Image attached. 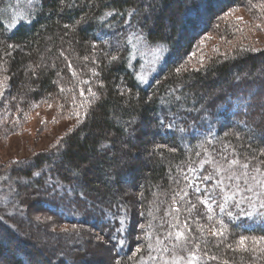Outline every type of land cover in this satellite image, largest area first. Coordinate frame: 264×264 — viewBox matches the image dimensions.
I'll list each match as a JSON object with an SVG mask.
<instances>
[{
  "label": "trees",
  "instance_id": "trees-1",
  "mask_svg": "<svg viewBox=\"0 0 264 264\" xmlns=\"http://www.w3.org/2000/svg\"><path fill=\"white\" fill-rule=\"evenodd\" d=\"M258 1L0 0V73L7 78L4 84L14 86L0 102L7 97L16 101L2 118L22 120L27 109L44 101L57 104V114L73 121L59 151L10 169L8 179L0 181L2 237L20 236L8 242L13 254L5 264L32 261L25 256L33 250L22 249L23 231L32 247L57 248L62 260L53 264H74L78 258L75 235H60L72 243L63 246L33 220L26 224L29 212L23 207L30 196L39 197L42 209L66 225L101 231L115 246L111 264H170L190 250L199 257L196 264H264L259 251L264 248V195L250 193L252 202L242 205L251 216L237 214L231 200L225 205L231 218L213 204L210 221L195 192L199 186V196L223 203L216 187L220 180L228 195L236 183L264 192L256 184L264 182V51L244 47L243 41L241 50L211 58L203 69L183 68L197 37L218 31L231 40L235 29L229 14ZM138 45L163 49L147 80L141 79L144 61ZM232 159L247 161L249 168H229ZM245 171L247 185L241 175ZM209 174L210 181L202 180ZM229 175L241 179H226ZM128 181L129 190L124 188ZM184 192L188 195L181 200ZM174 215L192 228L186 248L173 249L164 240L167 231H174L168 223ZM200 225L203 233L197 231ZM213 226L224 235L212 236ZM82 232V241L91 237ZM241 236L247 238L248 251L237 250ZM157 237L164 243L158 244ZM119 239H125L123 246Z\"/></svg>",
  "mask_w": 264,
  "mask_h": 264
},
{
  "label": "rangeland",
  "instance_id": "rangeland-1",
  "mask_svg": "<svg viewBox=\"0 0 264 264\" xmlns=\"http://www.w3.org/2000/svg\"><path fill=\"white\" fill-rule=\"evenodd\" d=\"M261 1H258L256 6H252L250 9L240 8L235 10L232 14H229V19L226 17L227 20L231 22V29H235V36L232 37L231 40H229L227 34L224 35L222 32L218 31L208 32L206 35L203 33L197 37V39H195L196 41L193 51L190 56H188V60L184 64L183 68H193L195 70L203 69L209 64L208 60L211 58H227L232 55L233 51L241 50V43L243 41L245 42L244 47L249 45L253 51H264V16H261L264 14V11L262 12L264 8V0ZM222 9L223 7L219 8V10ZM224 16L222 18H224ZM254 17H257V19ZM138 47L141 48L140 45H138ZM141 50L140 55L144 61L141 79L147 80L159 66L163 57V49H145L143 47ZM4 80H7L5 74L0 73V98H3V96H9V93L12 92L14 87L13 85V87L9 86V81H7V85L4 84ZM28 88L30 90V87ZM11 102L8 97L4 99V104H2L3 106L6 105V107L3 109L0 102V181H4L5 178L8 179V172L10 169L16 168L20 164L25 165L26 163H31L35 158L41 157L42 155H49L50 153L54 154V152L56 153L59 151L62 148L61 143L66 137V129L71 127L73 124L72 120L65 121L59 114H57V104L44 101L35 106H31L30 109H27L26 115L22 120L17 118L12 120L4 119L1 116L4 109L8 114L13 111L11 108H14V102L16 101L14 100V102ZM251 187H253L254 190L256 185L252 184ZM124 188H127L128 190L131 189V183L129 181L125 183ZM244 195L252 196L248 192L244 193ZM33 197L34 196H30L29 205L27 207H23L29 212V220L25 221L26 224L33 225L32 222H34L35 225H39L43 232H51L52 235H55L52 237L54 243H61L63 246H68L72 243H70V241H62V239L59 238L60 235H75L73 237H76L75 240H78L75 245H80V252L77 254L78 258L74 264H90L92 261H98L100 264L105 263V261H108V264H111L112 261L114 263L116 258L114 251L115 246L110 242V240L104 237L101 231L93 227L88 228L70 226L68 224L66 225L60 219L42 209L38 202V200H40L39 197ZM31 198L34 199L32 202ZM11 220L12 219H10V221ZM13 221L16 223L15 225L19 228V230L23 231L20 224L15 220ZM2 228L3 226L1 225L0 247L2 250L0 254V264H5L11 259V255L13 254L12 250H10L12 249V244H9L10 241L12 243L20 241V236L18 235L19 237H16L13 232L14 234L12 233V235H8L6 233L3 238V233L1 232ZM42 231L40 233H43ZM82 231L87 232L91 237L84 236V233V237L82 238L84 240L82 241L78 235L83 233ZM23 232L25 233V237L23 235L25 243L23 244L22 249L24 251L33 250V254L31 256H25L27 259L32 260L30 261V264H48V260H50V263L53 264L58 259H61L59 258L61 257L60 255L56 256L57 248H51L49 250L42 245H39V247H32V244L28 242V234L25 231ZM6 236L9 239V241L6 239L7 246L9 247L5 246L4 243L2 244ZM42 236V239H48L47 235L44 236V234H42ZM59 240L61 241L59 242ZM43 242L46 243L45 240ZM250 246L251 244L247 247ZM243 249H245L244 251L247 250L246 248ZM243 249L241 247L237 248L239 252H244ZM53 255L56 257H53ZM63 263L59 262L58 264Z\"/></svg>",
  "mask_w": 264,
  "mask_h": 264
},
{
  "label": "snow or ice",
  "instance_id": "snow-or-ice-1",
  "mask_svg": "<svg viewBox=\"0 0 264 264\" xmlns=\"http://www.w3.org/2000/svg\"><path fill=\"white\" fill-rule=\"evenodd\" d=\"M112 60H116L118 59L117 57L113 56L111 57ZM87 83V82H85ZM90 91V90H89ZM81 95H84L83 90L81 91ZM93 95H95V93H93ZM229 168L239 165L242 169H248L249 168V163L247 161H245L244 163H240V161L238 159H232L229 162ZM257 172H259V169H256ZM243 177H245L244 179V184L247 185L248 184V180L246 179V177L248 176L247 171L243 172L241 174ZM184 179L187 181L188 177L187 175L184 176ZM212 179L211 174L202 177V180L205 181H210ZM226 179L229 180H234V181H239L241 179V176H235V175H229L226 177ZM253 180H256L255 177H252ZM256 184L258 186H260L262 189H264V182L262 181H256ZM223 185V180H220L217 182L216 187L220 189L222 196L221 199L223 200V203H217L216 199L214 196H208L205 195L203 197L199 196L200 193V188L199 186H196L195 188V192L197 193V197L199 199V202L201 204H203L205 206V208L207 209V219L208 220H212L213 219V213H214V209H213V204H216V207L219 208V211L221 213H225L229 218H231L233 216V212L231 210H226L225 205H227L228 201L231 200L233 201L232 207L238 209V213H244L247 216H251L252 213L251 212H246L245 208L242 207V205L245 203V201H247L249 204L252 202L251 197L244 195V193L248 192V193H253L254 195H256L257 197H260L261 195H264V192H253V187L251 186H247L245 188H241L239 183H236L233 185L232 189H230L231 191V195H228L227 192H225L224 188L222 187ZM190 186V185H189ZM207 192V189L205 190ZM177 195H179V193H177ZM188 193L184 192L183 195L180 197L181 200L184 199L185 196H187ZM237 196H239V198L237 199ZM196 205L192 204L191 205V209H195ZM260 208L264 209V202H262L260 204ZM191 209H189V211H191ZM176 213L180 212L179 208H176L174 210ZM123 223V222H121ZM169 223V228L170 229H174V231H167L164 240H168L170 243H172V248H186L187 244L190 243L189 241V237L188 235H186V233H191L192 232V228L189 226V222L187 219H185L183 222L180 221L179 219V215H174L173 216V222H168ZM218 224L223 225L224 221L223 220H219L217 221ZM141 228H143V225H140ZM149 227H151V225H149ZM117 231H122V229H117ZM197 231L203 233L205 231L204 226L200 225L197 228ZM211 235L212 236H223L224 235V231L222 228H217L215 226L212 227L211 229ZM115 238V237H114ZM246 237L241 236L238 244L241 248L245 247V241H246ZM264 239V238H262ZM164 240H161L159 237H157V243L158 244H163ZM174 241V243H173ZM118 243L123 246L125 243V239H119ZM256 244L259 243V241H255ZM149 247H151V245H149ZM197 248H199V245H196ZM229 247H232V245H229ZM140 249L138 248L137 251H139ZM256 249L253 248V251H255ZM163 251H169V248L165 245L163 248ZM259 251L264 252V248L259 249ZM206 255V253H205ZM210 259H216V257H210ZM174 260V264H179L180 260H184L185 264H196V262L199 260V257L196 254V251H188L187 256H177L173 258ZM226 264V262H225Z\"/></svg>",
  "mask_w": 264,
  "mask_h": 264
}]
</instances>
